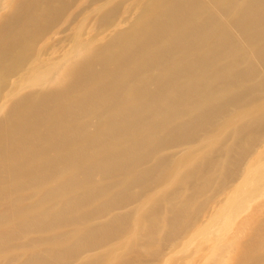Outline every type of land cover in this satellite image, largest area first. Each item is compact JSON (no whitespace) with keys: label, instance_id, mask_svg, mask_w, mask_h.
Segmentation results:
<instances>
[{"label":"bare ground","instance_id":"bare-ground-1","mask_svg":"<svg viewBox=\"0 0 264 264\" xmlns=\"http://www.w3.org/2000/svg\"><path fill=\"white\" fill-rule=\"evenodd\" d=\"M247 225L219 264H264V0H0V264H216Z\"/></svg>","mask_w":264,"mask_h":264},{"label":"rangeland","instance_id":"rangeland-1","mask_svg":"<svg viewBox=\"0 0 264 264\" xmlns=\"http://www.w3.org/2000/svg\"><path fill=\"white\" fill-rule=\"evenodd\" d=\"M242 220H243V219H242ZM245 228H246V229H244V227L242 228V230L245 231V234H243L242 231L240 232V241H239L238 243H234V244L231 243V239H232V237H233V233L231 232V233H228V234H223V237H224L225 240H227V241L220 242V243H218V244H215L214 247H210V248H209V249H211V250H210L211 252L213 251V252L216 253V255H215V256H216V259H217V262H215L216 264H219V262H221V261L223 260V258L219 257V255H218V254H220V251H221L220 248H221L223 245H225V244H227L228 242H230V244L232 245V246L230 247V249H236V248L239 249V247L241 246V242H242L243 240L247 241V240L250 239V237H254V236H255L256 232H255V229H254V228L250 227V225H247ZM259 233L261 234V236H263V233H264V232L259 231ZM205 236L209 237V236H210V232H208L207 234L205 233ZM155 237L161 239V234L156 235ZM244 237H245V238H244ZM259 237H260V236H259ZM130 239H131L133 242L136 241L137 244H139V245L142 246L143 239L140 237L139 233H138V234H137V233H133V234L130 236ZM260 239H261V237H260ZM132 241H131V242H132ZM160 243H161V246L163 245V242H162V241H159V243H158L157 245H154V246L152 247V250L157 249V248L160 246ZM248 243L251 244L250 241H248ZM254 245H256V243H255ZM252 250H253V251H252ZM249 251H250V252L252 251L251 254H252L253 256H256L257 254H258V255H262V254H264V248H263V247H259V248H258V247L256 246V248L250 249ZM217 255H218V256H217ZM167 264H173V261L168 262ZM187 264H191V263L188 261ZM225 264H227V263H225Z\"/></svg>","mask_w":264,"mask_h":264}]
</instances>
